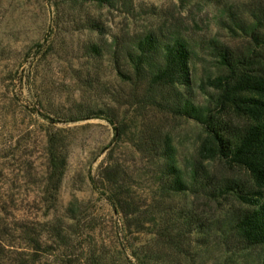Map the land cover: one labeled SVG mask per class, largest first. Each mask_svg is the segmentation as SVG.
I'll use <instances>...</instances> for the list:
<instances>
[{
	"label": "rangeland",
	"instance_id": "374dc122",
	"mask_svg": "<svg viewBox=\"0 0 264 264\" xmlns=\"http://www.w3.org/2000/svg\"><path fill=\"white\" fill-rule=\"evenodd\" d=\"M229 11L246 26L254 15L264 23V0H0V237L5 243L24 249L19 227L49 221L82 233L78 241L84 247L137 264L132 253L171 251L156 235L165 219L177 221L168 224L173 235L184 217L194 214L206 229L185 237V264H262L258 247L237 249L233 237L231 220L248 205L192 187L163 192L162 159L148 153L147 143L167 138L185 177L196 163L216 184L233 178L257 189L248 173L212 152L202 124L150 104L141 98L143 87L136 89L118 74L130 71L126 50L139 36L178 32L193 50L188 95L194 104L216 110V92L206 82L220 68L209 41L236 53L260 54L248 27L238 29ZM88 20L97 28L89 29ZM90 45L98 52L89 51ZM77 111L100 116L62 122ZM223 114L242 121L232 110ZM50 129L60 131L66 153L52 198L45 194ZM114 196L123 206L109 202Z\"/></svg>",
	"mask_w": 264,
	"mask_h": 264
},
{
	"label": "trees",
	"instance_id": "16d2710c",
	"mask_svg": "<svg viewBox=\"0 0 264 264\" xmlns=\"http://www.w3.org/2000/svg\"><path fill=\"white\" fill-rule=\"evenodd\" d=\"M81 1L111 4L114 0ZM229 14L238 29L244 31L248 27L260 54L254 53V49L248 54L236 53L216 39L209 41L220 68V73L206 82L216 92V110L194 104L188 95L191 91L189 61L193 50L187 37L178 32L163 35L149 31L139 36L126 50L130 71L118 70V74L136 89L143 87L141 98L149 99L150 104L202 124L211 138L212 152L228 165L248 173L257 189L251 190L233 178L216 184L207 173L200 172L196 163L192 164L189 175L185 177L174 163L173 147L167 138L159 141L154 137L150 145L145 141L148 153L162 159L160 182L163 192H184L192 187L210 196L231 195L248 205L231 220L233 237L237 249L258 247L264 264V195L261 190L264 189V23L254 15L253 21L246 26L232 11ZM97 26L95 21H87L89 29ZM88 50L98 52L95 45H90ZM201 88L204 89L203 85ZM231 110L240 116V123L224 119L223 112ZM91 116L100 115L77 111L62 122ZM109 121L114 124V121ZM47 153L50 171L45 194L52 198L58 190L66 164L64 139L58 129H50L47 133ZM109 202L123 206L118 196ZM69 218L75 219L74 216ZM170 222L178 224L175 220L165 219L166 225L156 235L161 244L167 245L171 251L146 248L141 257L132 253L137 264H185V237L196 229L204 232L206 223L201 216L188 214L171 235ZM68 228L49 221L21 225L18 238L24 242V249H15L0 237V264H135L126 256L107 255L103 249L84 247L78 241L83 234L70 232ZM46 238L49 241H44Z\"/></svg>",
	"mask_w": 264,
	"mask_h": 264
}]
</instances>
